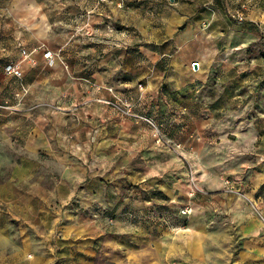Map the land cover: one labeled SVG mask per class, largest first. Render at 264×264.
<instances>
[{
	"label": "crops",
	"instance_id": "obj_1",
	"mask_svg": "<svg viewBox=\"0 0 264 264\" xmlns=\"http://www.w3.org/2000/svg\"><path fill=\"white\" fill-rule=\"evenodd\" d=\"M32 1L0 0V197L41 199L40 207L47 214L50 203L65 202L69 205L68 220L46 227L79 240L101 235L104 226L95 214L98 207L111 211L118 203L114 212L118 220L112 231L125 237L127 251H134L139 257L150 256L153 264H208L209 251L200 248L202 244L193 243L194 237L178 240L161 224L134 226L123 219L128 207L138 211L149 208L141 199L140 203L133 202L135 193L121 189L126 180L141 181L133 179L136 172L131 173L129 166L130 158L140 154L142 145L137 147L123 136L132 137L141 131L143 134L142 126L118 121L114 133L119 137L95 147V153L94 149L88 151L93 148L90 142L88 148L80 142V137L92 135L99 141L107 133L97 125L99 120H105L106 127L112 122L114 108L106 102L113 101L115 95H121L140 112L149 100L140 95L136 82L146 78L154 89L167 86L170 105H164L169 102L165 96L157 101L171 114V124L190 134L182 149L189 157L198 158L203 172L211 175L203 179L208 190L222 186L214 169L234 159L235 170L250 174L243 195L226 198L224 210L229 212L239 233L241 250L236 264H264V223L249 204L254 203L264 213V131L257 120L252 121L257 111L250 109L248 115L245 109L225 115L228 119L240 118L232 125L228 121L218 123L222 136L226 128H231L235 143L225 140L221 146L206 145L202 136L193 138V119L204 114V108L195 106L200 101L193 85L209 77L218 64L227 68L235 52L259 40L256 28L251 30V17L256 16L253 8L247 14V23L239 25L231 23L224 0H168L173 3L169 5L164 0H134L126 4L118 0H43L40 6L37 4L42 17V34L38 36L17 28L18 22L34 19L26 10ZM145 6L164 8L168 17L155 22L153 16L141 14ZM53 22L61 26L57 34L52 31ZM114 22L133 27V33L138 35L117 31ZM41 43L54 54L53 65L43 58V52L34 49ZM19 46L30 58L23 64ZM128 48L135 52L130 54ZM116 51L118 57L114 56ZM11 61L22 64L21 83L4 72ZM194 63L198 64L197 69L191 68ZM166 67L168 70L163 73ZM254 69L256 72V66ZM77 102L79 109L73 107ZM57 105L60 112L52 110ZM206 110V117L216 118ZM67 117L76 131L72 132L76 141L70 145L65 141ZM195 126L200 135L211 127L206 120ZM142 140L135 141L139 144ZM98 167L100 172L106 171L104 175L111 172L107 178L118 183L117 190L99 182ZM6 188L9 193L4 191ZM121 197L123 203L119 204ZM192 225L201 232L197 237L202 236L205 243L204 227Z\"/></svg>",
	"mask_w": 264,
	"mask_h": 264
},
{
	"label": "rangeland",
	"instance_id": "obj_2",
	"mask_svg": "<svg viewBox=\"0 0 264 264\" xmlns=\"http://www.w3.org/2000/svg\"><path fill=\"white\" fill-rule=\"evenodd\" d=\"M224 1L227 2H225L226 13L232 24H246L248 21L247 14L253 8L256 16L251 17L253 21L251 23L254 25L251 30L256 28L259 32V40L246 46L245 49L239 50L238 53L235 52L232 58L233 62L229 60L232 63L227 68L218 64L213 73L203 82L197 81L194 83V93H196V99L200 101L195 106H199L201 110L204 108V114H197L193 119V138L202 136L206 145H219L225 140L229 143H235L236 136L234 132L230 131L231 128H226L227 132L222 133L225 135L222 136L218 131V123L228 121L232 125L234 120L237 121L240 118L228 119L224 116L241 110L245 111V109L248 115L250 109L257 111V115L252 118V121L257 120L259 127L264 131V19L262 18L264 0ZM42 2L43 0H34L31 5L29 4L26 10L32 17L34 15V19L18 22L17 28L19 31L24 30L38 36L42 34L41 11L40 8L39 10L37 8ZM163 2L167 5L173 4L168 0ZM159 9L160 7L148 8L145 6L141 10V14L153 16L154 21L158 22L159 18L168 17L166 9ZM240 16H242L243 21L239 20ZM51 25L53 33L57 34L61 29L60 24L53 22ZM114 29L119 32L129 31L131 36L138 35L133 33L135 32L133 27L122 26L119 22H114ZM48 48L47 45L41 43L36 45L34 49L42 53L49 50ZM22 49L25 48L19 46L20 54ZM128 49L130 54L135 52L131 48ZM114 56L118 57L119 52L116 51ZM71 65L73 66V64ZM193 65L191 66L192 69L194 68ZM251 65L253 66L251 67ZM255 66L256 72L254 71ZM167 70L168 67L162 69L163 73H166ZM147 76L149 77V75ZM17 79L19 83L23 80L21 78L20 80ZM148 80L145 78L136 82V89L140 95H146L149 100L148 103L143 105L140 112L132 108L131 113L126 114L123 105H120L121 109L112 106L115 110L113 109V118L112 122H109L110 125L106 127L105 120L102 123L99 120L97 125L104 127V132L107 133L100 137L99 141L98 139L95 140L92 135L84 138L80 137V142L86 143L83 148H88V142H90L93 148L88 151L94 149L93 152L95 153V147H100L103 143L108 142V139L119 137L117 133H114V130H117L116 125L119 126V124H116L118 121H127L142 126L143 134L141 131L138 132L139 134L136 133L137 135H132V137L130 135L123 136L129 142L136 143L137 147L142 145L140 154L135 158H130L132 164L129 166L131 173L136 172L133 179L140 178L141 181L139 183L137 180L130 182L126 180L125 183H122L121 189L130 191L131 194L135 193L136 199L133 202L140 203L139 199H141L142 203L146 202L149 208L145 211L126 208V211L122 214L124 221L134 226L161 224L163 229L172 232L178 240H183L186 236L194 237L193 243H200L203 245L200 248L203 250L206 248L209 251L211 260L208 264H236L239 261L241 250V244L238 242L239 233L231 223L232 219L228 214L229 212L224 210L226 209L224 200L238 194L243 195V188L247 186L250 174L235 170L234 159L214 169L216 176L222 180V186L218 189L208 190L203 179H207L211 175L203 172L198 158L189 157L183 149L174 151L165 145L157 144L153 136V126L150 122H154L159 127L165 138L181 146L190 137V134L187 135L185 131L175 128L171 124V114L167 110H163L164 107H161V102L157 101V99L165 96L169 99V102H164V105H170L169 96L171 94L167 86L162 85L158 89H154L148 86ZM198 96L201 97L198 98ZM116 98L123 99L121 95H115L113 101H116ZM150 104L151 106L148 107ZM73 107L80 108L78 102ZM206 109L214 113L216 118L206 117ZM52 110L60 112L58 105L52 107ZM61 116L64 117V114ZM68 120L69 117H67L66 122L68 131L65 133V141L70 145L73 141H76L72 133L76 131L72 127L73 124H70ZM201 120H206L207 123L210 122L211 126L206 129L205 133H202L203 135L198 133L195 126V123ZM245 120L248 122L250 119L246 117ZM71 121L75 122L73 119ZM110 128H113L112 132L109 131ZM133 136H139L143 140L138 144L135 140H139V138L135 139ZM262 139L261 141H264V135ZM122 140L120 138L119 141ZM97 142L98 144L94 146ZM99 168V182L110 190L115 188L118 183L107 178V175H110L111 172L104 175L106 171L100 172ZM181 186L183 187L181 188ZM183 188L186 191H183ZM4 191L9 193V188L4 189ZM41 201V199H38V201L30 199L28 201L26 198L16 196L0 197V264H153L152 257L147 255L139 257L138 253L127 251L123 244L125 237L113 233L112 227L118 220L117 215L114 213L118 209V203L114 205L113 211L98 207L95 214L98 215L104 226L101 235L92 238L83 237L79 240L63 235L59 229H53L52 227L47 229L46 227L47 224L53 222L57 225L59 222L67 221L68 212L66 210L69 205L57 200L58 202L50 203V214H47L40 207ZM118 202L119 204L123 203V198L121 197ZM249 204L264 223L262 212L259 209H257V212L254 208L255 206L257 208V205L254 203ZM184 207L192 209L190 216L181 214V209ZM119 220H122L121 216ZM192 223L200 226V228L204 227L206 230L205 243L202 236L197 237L201 232L196 231ZM196 240L198 242H195ZM218 259L220 260L219 263Z\"/></svg>",
	"mask_w": 264,
	"mask_h": 264
},
{
	"label": "built area",
	"instance_id": "obj_3",
	"mask_svg": "<svg viewBox=\"0 0 264 264\" xmlns=\"http://www.w3.org/2000/svg\"><path fill=\"white\" fill-rule=\"evenodd\" d=\"M103 1H108V0H103ZM118 1L120 2V4H125V3L132 2L134 0H118ZM239 20L243 21L242 16L239 17ZM21 57H22V61L23 60H26V61L30 60L29 54L27 53V51L25 49L21 50ZM43 58L48 62L49 65H53L54 54L52 53V51L45 50L43 52ZM21 65L22 64L20 62L11 61V62L6 64V66L4 68V72L8 76H13L15 78L20 79L23 76V71H22ZM106 104L113 106L115 108H120V109H121L120 105H123L126 109V111H125L126 114L131 113L132 108H133L132 105H129L125 99H119V98H116V101L106 102ZM150 124L153 126V130H154L153 136L155 137V141L157 144L165 145L174 151L182 149V146L180 144H176V143H174V141H171V140L165 138V136L162 134L159 127L154 122H150ZM256 211H257V209H256ZM191 213H192V209L190 207H184L183 209H181V214L183 216H190ZM262 216L264 217L263 214H262Z\"/></svg>",
	"mask_w": 264,
	"mask_h": 264
},
{
	"label": "water",
	"instance_id": "obj_4",
	"mask_svg": "<svg viewBox=\"0 0 264 264\" xmlns=\"http://www.w3.org/2000/svg\"><path fill=\"white\" fill-rule=\"evenodd\" d=\"M194 69H197L198 68V64L197 63H194Z\"/></svg>",
	"mask_w": 264,
	"mask_h": 264
},
{
	"label": "bare ground",
	"instance_id": "obj_5",
	"mask_svg": "<svg viewBox=\"0 0 264 264\" xmlns=\"http://www.w3.org/2000/svg\"><path fill=\"white\" fill-rule=\"evenodd\" d=\"M25 61H26V60H23V61H22V64H23Z\"/></svg>",
	"mask_w": 264,
	"mask_h": 264
}]
</instances>
